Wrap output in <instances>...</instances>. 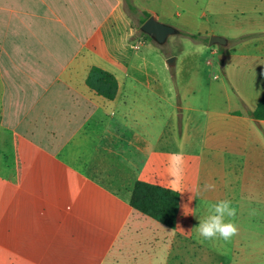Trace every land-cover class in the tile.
I'll return each mask as SVG.
<instances>
[{"label":"rangeland","instance_id":"obj_1","mask_svg":"<svg viewBox=\"0 0 264 264\" xmlns=\"http://www.w3.org/2000/svg\"><path fill=\"white\" fill-rule=\"evenodd\" d=\"M133 2L140 11L156 10L160 22L179 32L165 44L142 38L139 18L130 11L132 40L139 47L130 64L129 105L122 113L117 103L111 124L115 148L110 162L101 164L102 173L97 167V172L92 168L76 178L21 180L18 172L0 167V264H264V253L249 258L248 243L249 238H264V213L258 215L257 234L237 243L235 238L205 240L192 225L189 212L194 210L191 198L198 189L200 161L184 152L182 138L189 109L206 108L211 93L221 97L228 92L234 99L236 93L244 94L253 103L264 92V75L249 77V62L236 58L228 76L221 67L224 61L208 45L214 36L230 37L235 47L255 40L257 1ZM177 13L181 16H173ZM174 57L176 64L170 66ZM180 151L183 174L174 177L170 154ZM138 180L167 183L183 193L175 229L131 207Z\"/></svg>","mask_w":264,"mask_h":264},{"label":"crops","instance_id":"obj_2","mask_svg":"<svg viewBox=\"0 0 264 264\" xmlns=\"http://www.w3.org/2000/svg\"><path fill=\"white\" fill-rule=\"evenodd\" d=\"M256 1L259 36L239 47L227 36L226 44L212 45L211 53L220 55L228 76L236 58L249 62V77L264 75V0ZM143 11L160 20L156 10ZM133 28L124 0H0V167L18 172L21 180L76 178L97 167L102 173L101 164L110 162L115 148L111 124L117 103L122 113L129 105L130 64L139 47L132 40ZM93 66L117 75L121 89L115 101L88 86ZM263 94L250 103L244 94L234 99L226 92L221 100L211 93L206 108L189 109L183 128L184 152L200 161L189 220L198 226L209 203L230 199L237 209L236 243L257 234L258 215L264 213V121L252 116ZM170 144L176 145L175 137ZM90 162L96 165L89 167ZM206 182L215 189L203 192ZM175 190L181 195V213L183 193ZM248 243L249 258L264 253V238Z\"/></svg>","mask_w":264,"mask_h":264},{"label":"trees","instance_id":"obj_3","mask_svg":"<svg viewBox=\"0 0 264 264\" xmlns=\"http://www.w3.org/2000/svg\"><path fill=\"white\" fill-rule=\"evenodd\" d=\"M124 2L129 17L132 19V14H136L141 26L152 16L149 12L140 11L133 0H124ZM138 29L139 36H142V38H152L144 33L141 28ZM87 84L98 96L108 101H115L121 89L117 75L99 66L91 68ZM252 116L258 121H264V94L257 108L252 112ZM180 201L179 191L139 180L135 183L130 205L142 214L175 229L180 213Z\"/></svg>","mask_w":264,"mask_h":264},{"label":"clouds","instance_id":"obj_4","mask_svg":"<svg viewBox=\"0 0 264 264\" xmlns=\"http://www.w3.org/2000/svg\"><path fill=\"white\" fill-rule=\"evenodd\" d=\"M170 174L175 176H182L184 159L183 152H174L170 154L169 159ZM214 183L206 182L202 191L208 192L215 189ZM251 214H255V210ZM237 209L233 206L230 199H220L209 203L207 207V214L199 220L196 230L198 234L205 240L222 239L230 241L239 233V224L236 222Z\"/></svg>","mask_w":264,"mask_h":264},{"label":"water","instance_id":"obj_5","mask_svg":"<svg viewBox=\"0 0 264 264\" xmlns=\"http://www.w3.org/2000/svg\"><path fill=\"white\" fill-rule=\"evenodd\" d=\"M141 30L154 38L160 44H165L168 38L178 33V30L170 25L164 24L160 22L155 16H151L142 26ZM226 40L223 37L214 36L210 42V45L215 44H226ZM168 64L170 66H174L176 64V58H171L168 60Z\"/></svg>","mask_w":264,"mask_h":264}]
</instances>
